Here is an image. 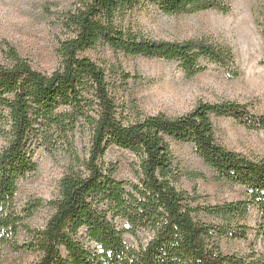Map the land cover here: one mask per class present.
Masks as SVG:
<instances>
[{"label": "trees", "instance_id": "trees-1", "mask_svg": "<svg viewBox=\"0 0 264 264\" xmlns=\"http://www.w3.org/2000/svg\"><path fill=\"white\" fill-rule=\"evenodd\" d=\"M152 5L165 16L230 12L225 0H74L58 16L62 38L50 74L35 70L7 45L0 63V246L36 257L32 264H264L250 253L225 255L222 239L246 242L245 221L255 209L256 239L264 240V159H249L220 145L211 118H230L244 128L264 131L233 102H199L183 115H144L121 109L118 94L131 78L120 65L97 64L87 54L105 49L125 57L178 65L186 79L216 66L236 78L227 46L198 38L160 41L128 24L130 14ZM258 27L264 42V3ZM261 64H264V58ZM108 65V66H107ZM78 136L88 138L80 156ZM171 143L192 146L217 183L244 189L243 200L198 205L199 197L178 188L183 175ZM110 148L136 159L134 181L114 178L118 166L106 163ZM64 156L68 164L57 196L18 206L19 184L35 175V154ZM197 178L205 180L203 175ZM50 214L40 228L30 221L41 209ZM203 214L214 224L195 219ZM23 243H18L21 236ZM134 244H127L125 237Z\"/></svg>", "mask_w": 264, "mask_h": 264}, {"label": "rangeland", "instance_id": "rangeland-1", "mask_svg": "<svg viewBox=\"0 0 264 264\" xmlns=\"http://www.w3.org/2000/svg\"><path fill=\"white\" fill-rule=\"evenodd\" d=\"M228 14L208 11L194 15L169 17L152 5L136 8L128 24L147 38L162 41H185L207 38L231 49L235 58L236 78L224 70L209 65L204 74L186 79L178 65L162 60L125 57L105 49L87 55L97 64L120 65L131 78L120 86L118 105L121 109L137 107L144 115L159 113L175 117L188 113L199 102L216 104L233 102L246 108L251 116H264V42L258 27L259 7L264 0H225ZM74 0H0V63L2 50L12 46L28 60L35 70L50 74L57 67L55 50L62 38L58 16L70 8ZM108 66V65H107ZM216 141L227 150L249 159H264V131L244 128L230 118H211ZM88 138L78 136L76 148L83 156ZM3 141L0 138V149ZM175 164L183 175L178 188L199 197L198 205L216 206L243 200L245 191L239 186L214 182L212 172L196 156L192 146L170 145ZM38 169L35 175L20 182L16 195L18 206L31 200L49 201L58 193L59 178L68 164L64 156L49 157L41 149L35 154ZM106 163L117 164L114 178L134 181L136 159L128 152L110 148L104 158ZM203 175L205 180L197 178ZM50 212L39 210L30 226L40 228ZM196 220L205 224L215 221L200 214ZM250 229L246 242L222 239L221 252L225 255L247 256L255 253L264 258V240L256 239L254 229L259 224L255 209H250L245 221ZM126 243L134 244L129 237ZM22 235L18 243H23ZM36 257L30 253L15 252L0 246V264H32Z\"/></svg>", "mask_w": 264, "mask_h": 264}]
</instances>
